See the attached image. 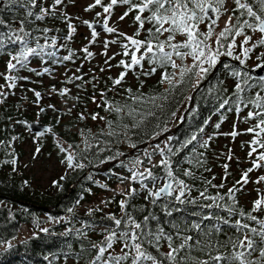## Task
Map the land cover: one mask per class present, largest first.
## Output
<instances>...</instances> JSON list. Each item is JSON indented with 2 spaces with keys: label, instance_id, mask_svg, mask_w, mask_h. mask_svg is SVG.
I'll return each instance as SVG.
<instances>
[{
  "label": "trees",
  "instance_id": "1",
  "mask_svg": "<svg viewBox=\"0 0 264 264\" xmlns=\"http://www.w3.org/2000/svg\"><path fill=\"white\" fill-rule=\"evenodd\" d=\"M105 1L101 0V3L107 4L108 2ZM132 2L139 3V0ZM21 3L24 7L13 4L0 8V19L5 20L6 24L12 27H19V21L24 20L25 30L29 31L30 36L29 46L39 43L45 45V48L42 57L30 56L26 67L17 66L15 69H7L6 62L9 60L8 53H14L19 48V44L8 41L3 48H0V82L7 85L12 83L4 79L5 73L16 77L11 88L8 87L6 91L0 92V141H3L0 143V161H4L0 163V245L2 246L0 264H87V261L95 255V249H91L89 245L92 242H102L103 236L106 235L103 229L115 228L117 235L123 230V225H113L108 219V213L117 219L124 218L119 201L126 198L129 186L139 191L127 196L125 211L131 213L137 221L142 222L144 216H155L157 218L155 221H149L153 230L159 223L169 234L174 231L171 227L174 222L186 229L195 221L200 224L203 232H210L211 240L219 241V246L208 254L193 252V255L203 259H207L208 255L214 256L217 251L224 255L233 251L231 242L238 240L248 231L237 230L234 223L237 218L249 227L258 228L259 225L255 221L238 215L240 211L248 213L251 210L254 216L255 213L252 206L243 203L241 187L237 184L234 171L228 169L229 164L226 165L228 170L224 168L223 178L222 164L225 162V157L218 147V139L226 135V130H223L225 124L234 117L237 118L236 123L241 126L240 130L247 133L245 143L251 145L252 132L246 129L254 128L256 118H248L247 113L249 110L258 111L250 101L259 85L243 88L239 93L242 99L237 105V93L234 89L237 78L230 73L233 70L248 72L252 53L245 59L244 65H240L234 53L229 57L230 61H222L211 72L213 65L204 78L195 85L193 83L195 72L186 74L180 84H175L179 79V67L173 69L170 66L150 65L147 59L148 53H144V58L139 64L126 68L125 64L131 62V52L135 50L139 56L145 45L137 49L124 36L105 32L108 37L114 38L106 39L103 49H106L109 43H114L118 46L117 53L103 59L102 67H95L93 58L98 54L92 47L97 42H82L81 38H78L77 27L82 24L69 15L67 6L69 0H61L60 4H53V0H36L34 4L29 3V0H21ZM0 4H3V0ZM49 5L52 7L50 8ZM118 6H123L121 13L129 7L117 4L113 9ZM41 7L45 9L43 14H40ZM26 9L30 11L25 19ZM135 13L136 10L133 9L125 16L129 17L132 25L129 37L145 40L149 35L147 30L153 25L145 21L140 32L134 35L138 26L133 18ZM38 14L42 15V18H37ZM147 14V11L141 13L142 16ZM69 23L74 29L71 34L67 28ZM234 24L239 26L235 21ZM45 28L49 30L47 33L43 32ZM5 31V26L0 25V32ZM155 35L153 33V38ZM167 35L168 33H161L159 39L163 40ZM53 36L57 37L55 43L51 40ZM65 36L69 38L65 40ZM185 38L179 34V38L175 37V40ZM222 43L224 51H227V38H222ZM224 51L221 55H225ZM88 53L92 55L89 56ZM65 56L69 59H63ZM172 59L177 65L181 64V60L177 57L173 56ZM121 60H124L125 64H120ZM12 62L15 64L14 60ZM190 62L186 59L183 61L184 64ZM42 68L48 71H41ZM153 68L155 71H152ZM121 72L124 76L118 83H113ZM161 72L176 74L172 76V87H169L167 80L161 82ZM239 79L242 81L244 77L241 76ZM249 84H252V80H249ZM61 88H66L68 91L61 93L59 91ZM36 92L40 93L39 97L35 95ZM41 93H46L49 97L45 98ZM188 94L189 104L182 110L170 134L165 137L162 148L165 144L168 145L164 151L173 161L170 167L173 168L174 175L183 179L187 185L182 197L185 200L195 198L196 203L180 204L175 201L174 196L159 197L153 203L151 197L144 199L147 193L140 186L146 183L148 188H154L161 183L165 174L159 165L153 167L155 162L151 160L150 163L144 151L147 149L152 159L160 158L156 150L158 144L149 145V142L169 127L170 121L177 115L183 98ZM157 95L158 99L153 101L151 98ZM54 96L60 98L57 101L61 108L59 112L46 104L54 103L56 101L53 99ZM131 96H141L142 99L133 102ZM105 101L109 102L108 109L104 107ZM117 106L138 109L135 113V120L138 122L136 128L131 127L133 117L124 116L123 111L120 114L122 119L117 120V113L112 110ZM146 112H151L152 115L145 116L141 122L140 115ZM93 114H96V119L92 118ZM99 117L104 119L101 120ZM32 119L48 124L51 131L42 132L39 136L31 133L26 127V122ZM261 119H264V116H261ZM205 120L208 122L205 123ZM21 121L24 123H20ZM108 121H112L110 128L105 127ZM123 124L129 125L127 134ZM109 130H113L115 134L108 136ZM254 130L258 131L255 128ZM101 132L104 134L102 135ZM153 132L157 135L153 136ZM52 133H55L56 140L69 152L73 150L79 152L83 149L84 144L81 141L84 138L92 147L80 152L79 159L86 165L85 168L72 169L63 164L66 171L56 175L47 186L40 187L35 184L32 176L23 172V166L20 165L23 151L17 144L26 141L30 136L33 137L34 134L36 135L34 144L39 148L38 157L42 161L52 160L62 164L60 161L64 154L56 147ZM193 133L196 138L189 139ZM169 137L172 139L169 140ZM97 139L100 141L99 144L96 142ZM186 139L189 142L184 144L183 141ZM205 141H207L206 145H204ZM69 145L72 147L68 148ZM178 146L180 150L176 151ZM97 148H103V151L97 152ZM241 148L244 152L247 151L243 142ZM13 154L15 165L10 162ZM106 156L109 159L105 160ZM137 157L140 158L139 164L134 163ZM188 160L192 163L189 164ZM177 165H179L178 169ZM246 166L249 168L251 162ZM145 168H149L158 178L155 185L148 177L143 181L136 178L130 180L123 194H107V190L113 187L114 183L130 177L133 170L143 172ZM184 168H188L191 175L184 176ZM61 176L64 177L63 180L59 179ZM53 180L57 181V185L52 184ZM233 187L236 188L232 193L235 199L234 205L228 196V190ZM201 193L209 198L218 194L219 199L214 202L213 199H205L200 195ZM95 199L99 200V203ZM83 202H89V205L81 207ZM206 204H211L212 207H203ZM219 204L232 207L233 212L229 214L225 208L218 207ZM69 208L72 209L71 212L67 211ZM88 208L93 209L91 214L87 213ZM165 208L180 209V211L165 215ZM49 217L53 219L49 220ZM217 217L222 219L218 220ZM34 218L35 222H33ZM223 220H227L228 223H223ZM23 225L26 226L29 235L17 239ZM216 226L220 228L219 232L215 230ZM41 228H46L47 231L41 232ZM33 232L36 233L35 236L32 235ZM185 234L191 235L194 240L200 238L199 231L188 230ZM253 239L259 240L258 237ZM175 242L178 241L174 237ZM9 244L11 247H6ZM81 245L85 249L83 252ZM144 247L153 255H157L151 245L145 244ZM123 250L119 241H116L107 251L118 253ZM161 250H167L166 244L161 243ZM107 251L103 254L104 258H107ZM257 254L258 245L257 252H253L252 255ZM77 256H79L78 260ZM233 264L237 262L234 261Z\"/></svg>",
  "mask_w": 264,
  "mask_h": 264
},
{
  "label": "snow or ice",
  "instance_id": "2",
  "mask_svg": "<svg viewBox=\"0 0 264 264\" xmlns=\"http://www.w3.org/2000/svg\"><path fill=\"white\" fill-rule=\"evenodd\" d=\"M36 0H29V3L34 4ZM228 2V0H139V3H133L132 0H108L107 4H101V0H93V4L100 5L103 9L104 15L102 17L103 20V30L105 32L113 33L116 32L117 29L114 26H109L108 21L109 17L112 14L113 6L119 5H127L129 6L121 15L117 16V20H123L125 16L128 15V12L135 9L136 13L133 17L137 23L136 33L138 34L143 27L145 21L149 22L153 25L152 28H149L148 37L145 40L133 39L132 37H125L126 39L131 41V44L135 46V48H140L142 45H145L143 51L137 55L136 51L133 50L131 52V62L125 64L124 60H121L120 64H125L126 68H132L133 65L139 64L141 59L144 58V53H148V63L161 65V66H170L173 69L179 67V79L175 81V84H180L185 77L186 74L195 72L197 79L193 81L194 85L199 83L205 76V74L212 69V66L216 63L217 58L221 55V52L224 51V44L222 43V38H227V51H224V54L227 56H233V49L236 46V38L237 36L242 35L243 39L239 41V54L236 56L239 59L240 65L245 64V59L252 53L253 48L259 44L264 46V15L260 13H264V0H253V4L259 6V13L254 10L253 6L247 2H241V0H231L232 3L235 4V10H240L241 15H246V18L241 20L239 16L236 17V22L238 23V27L235 24H231V13L229 9L225 8L224 5ZM61 0H53V4H60ZM20 4L21 7L24 5L21 3V0H3V4H0V8L5 7L6 5ZM93 4H88L85 11H88L93 8ZM51 8L52 5H49ZM211 10V15L219 16L221 11L229 12V16L224 20V28L221 29L218 33H215L214 39L213 31L211 27H206L205 31H200L197 28V25L202 23L205 20V17L209 15L207 10ZM30 10H25V19L27 18V14ZM147 11L146 16H142L141 13ZM45 13V9L43 7L40 8V14ZM38 14L37 18H42V15ZM96 16H101L100 12L96 13ZM67 19V16H65ZM83 23L87 25L89 28H92V24L89 23L88 20H84ZM115 24V22H113ZM210 24H214V21H209ZM165 24L167 27H165ZM0 25H4L6 28L5 32H0V48L8 41H13L19 44V48L14 52H9V60L6 62L7 69H15L17 66L26 67L27 61L30 56H38L42 57L44 53L45 45H41L39 43L33 44L29 46V31L25 30L24 20L19 21V27H12L10 24H6L5 20L0 19ZM69 34L72 33L73 26L71 23L67 25ZM249 29L253 33L259 32L260 36L256 40H252V37L248 34H244V29ZM49 30L47 28L43 29L44 33H47ZM153 33H155V37L153 38ZM161 33H168V35L163 39H159V35ZM120 36H125V33L120 32ZM181 34L185 36V39L175 40V35ZM230 34V35H229ZM93 37L96 36V32L93 31L91 33ZM69 37L65 36L64 39L67 40ZM31 39H36V37H31ZM47 40V37H45ZM57 37H51L53 43H55ZM92 41H89L91 43ZM207 42V43H206ZM248 46H245V45ZM212 45H215L213 47ZM123 47V45H122ZM181 49H184L182 51ZM127 52V50L125 49ZM48 55H53V53H48ZM88 55H92V53H88ZM175 56L181 60V64L177 65V63L172 59ZM186 57H189L191 62L188 64H184L183 61ZM63 59H69L68 56H65ZM256 59L259 63L253 65L255 68H260L264 66V59H261L260 56H257ZM15 61V64L12 61ZM56 61L54 60L53 63ZM41 71L47 72L48 69L42 68ZM155 71V68L152 69ZM147 74V73H145ZM176 75L168 74L167 72H161V82L167 80L169 87L173 86L172 76ZM230 75L235 76L237 78V83L234 85V89L237 93V105H239L242 97L239 93L243 90V88H251L255 84H258L259 87L257 89L256 94L252 97L250 103L258 109V111L249 110L247 113L248 118H256V124L254 126L256 131L255 136L253 137L251 143L256 144L257 147L264 148V139H257L261 133H264V119H261V116H264V76H260L258 80L254 77H251L248 72H244L242 70H233ZM124 76V73L121 72L116 80L113 83H118L120 78ZM243 76L244 79L241 81L239 78ZM4 79L6 81H11L12 83L8 84V87L11 88L13 83L16 80L15 76H10L7 73L4 74ZM26 79V77H24ZM78 79V77H77ZM249 80H252L253 83L249 84ZM143 83V81H141ZM3 85H0L2 88ZM61 93H66L68 90L66 88H61L59 90ZM131 91L130 89L128 90ZM165 92L167 89L164 90ZM35 95L39 97L40 93L36 92ZM130 99L135 102L142 99L141 96H131ZM153 101L158 99L157 96H153L151 98ZM227 103V100H225ZM51 107V106H50ZM104 107L106 109L109 108V102L105 101ZM159 107V105H157ZM114 110L117 113V120H121L122 116L120 115L123 111L124 116H132L133 123L131 124L132 128H136L138 126V122L135 120V113L138 112V109L135 107L127 108V107H115ZM239 110V107H237ZM152 115L151 112L142 113L140 115V121L142 122L145 116ZM175 115V113H173ZM93 119H96V114H93ZM101 120L104 117H99ZM223 119V117H221ZM208 121L205 120V123ZM20 123H24L21 121ZM112 125V121H108L105 124L106 128H110ZM123 128L127 134V129L129 128L128 124H123ZM218 126V125H217ZM253 127L246 129L248 132H253ZM50 127H45L44 132H50ZM103 135L104 133L101 132ZM115 133L113 130H109L107 135L113 136ZM41 135V133H37V136ZM54 142L56 147L59 149L60 153L64 154L63 159L60 161L62 164H66L67 167L72 169H83L86 165L80 162L79 155L80 152L87 151L92 145L88 142L86 138L82 139V143L84 144V148L80 149V151L73 150L71 152L68 151L65 147H63L60 142L56 140L55 133H52ZM83 135V133H82ZM153 136H156L157 133L153 132ZM231 135H236L235 131L231 133ZM195 133H193L189 139H195ZM15 139V138H13ZM172 139L171 137L168 138ZM97 144L100 141L97 139ZM127 143V141H125ZM189 140L183 141L184 144H187ZM3 143V141H0ZM207 144V141L204 142V145ZM132 146V145H130ZM72 146L69 145L68 148ZM79 147V146H77ZM164 148H168V145L165 144ZM164 148H161L159 145L156 146V150L159 152L160 158L155 162L153 167L159 165L165 174L163 177V184L159 187L148 188L146 183L141 184V189L146 190V195L144 199L152 198L153 203H155L156 198L158 197H172L174 196L175 201L180 204L196 203L195 198L185 200L182 197L187 185L183 179L178 178L174 175L173 168L170 167L173 161L170 159V156L165 155ZM180 147L176 148V151H179ZM39 151L37 147L36 152ZM103 148H97V152H102ZM255 152V149H252L249 152V156ZM171 154V150H169ZM35 155V153H33ZM145 157L148 158L151 163L152 156L148 152L147 149L144 151ZM258 156V160H252L251 168L247 169L245 173H242L240 176V181L247 183V172H251L253 169L258 167H264V164H261L260 161H264V150L260 151L256 154ZM105 160L109 159V157H104ZM4 161H0L3 163ZM13 165H15V155L13 154L12 160L10 161ZM102 162V161H101ZM140 158L137 157L134 161L135 164H139ZM189 164L192 163L191 160L187 161ZM179 165H177V169ZM183 175L189 176L191 175L188 168L183 169ZM227 175V173H225ZM145 177H148L155 185L158 182V178L153 174L149 168H145L143 172H137L135 170L132 171V175L128 177L129 180L139 178V180H145ZM90 178V177H89ZM63 180L64 177L61 176L59 178ZM260 182H264V174L258 176L256 178ZM237 181V184L240 183ZM208 183V181H205ZM53 185H57V181H52ZM103 186V185H102ZM175 188V191L173 189ZM139 191V189H133L129 186L126 194V198L119 201V205L121 208V212L124 215L123 219H117L112 216L111 213H108V219H110L114 226L123 225V230L119 231L117 235V230L113 229H103L102 231L106 232V235L103 236V240L100 243L92 242L89 247L91 249H95V255L91 258V260L87 261V264H233V262H237V264H264V218L257 219L256 216L251 214V210L248 213L240 211L238 213L239 216H245L250 221H255L256 224L259 225V228L249 227L248 224L242 223V221L237 218L235 220V226L238 231L243 229H247V233L241 236L238 240H233L231 242V246L233 251L224 255L219 251L216 254L208 255L207 259H203L193 255L194 251H198L204 254H208L211 250L216 249L219 246V241L213 242L211 240V233H205L201 230L200 224L193 221L191 224L187 226V228H181L179 223H173L171 227L173 228V233L169 234L164 231V229L160 226L159 223L155 225V230L150 226L149 221H155L157 218L155 216H144L142 222L137 221L131 213L125 211V205L127 204V196L133 195L135 192ZM236 191V188H230L228 190V196L231 203L235 204V199L232 196V193ZM204 196V193L200 194ZM205 199H213V201H217L219 199V195L216 197H206ZM103 202V201H102ZM264 205V196L257 192V198L252 201V210H255L257 207ZM203 207L211 208V204L203 205ZM218 207L225 208L226 211L231 214L233 212V208L227 205L219 204ZM68 212H71L72 209H67ZM93 211L92 208L87 209V213L91 214ZM165 215H169L173 211H180V209L173 208H165ZM52 220V217L48 218ZM218 220H221V217H217ZM35 222V218L33 219ZM167 221H165L166 223ZM223 223L227 224V220H223ZM191 230L193 232L199 231L200 238L193 239L191 235L185 234L186 231ZM217 232L220 231V228L216 226L215 229ZM41 232H46V228H41ZM67 231V230H65ZM82 234V233H81ZM33 236L36 235L35 232L32 233ZM175 240L178 242L174 243ZM253 237H258L259 240L253 239ZM119 241L121 248L124 249L121 252L114 253L112 251H107L111 249L113 244ZM161 243L166 244L167 250H161ZM151 245L152 248L156 250L157 255H153L151 252L147 251L144 245ZM258 245V254L253 256V252H257ZM6 247H11V245H6ZM85 251L83 245H81V252ZM107 251V258H104L103 254ZM249 257H252L249 259ZM79 259V256L76 257Z\"/></svg>",
  "mask_w": 264,
  "mask_h": 264
},
{
  "label": "rangeland",
  "instance_id": "3",
  "mask_svg": "<svg viewBox=\"0 0 264 264\" xmlns=\"http://www.w3.org/2000/svg\"><path fill=\"white\" fill-rule=\"evenodd\" d=\"M88 4H93V0H69L68 6V13L71 17L74 18L75 21L80 22L82 25L77 27L78 32V38H81L82 42L84 41H96L97 44L94 45L92 48L97 52L98 55H96L93 58V63L95 64V67H102L103 59L107 57H111L112 55L116 54V49L118 46H116L114 43H109L107 45L106 49H103L104 41L109 38H114L113 36H107L105 32L96 33V36L93 37L91 33L93 32L87 25L83 23L84 20L94 21L99 20L102 21V17L104 15L102 7H96L93 6L92 9L85 11L84 9ZM123 9V6H118L115 9H113L112 14L109 17L108 25L114 26L117 31L113 32L116 34H119L120 32L125 33L124 37H129L132 25L130 24L129 17H124L123 20H117L116 17L121 15V10ZM100 12L101 16H96V13ZM224 15V14H223ZM223 17V16H222ZM224 20V19H222ZM115 22V24L113 23ZM224 25V23L222 24ZM221 23L217 24L215 28L219 30V28L222 26ZM216 31H213V37L215 36ZM248 35L252 37V31L250 30ZM241 39L236 40V46L233 49V53L236 54V56L239 54V42ZM245 46H248L247 44ZM102 53H105L102 55ZM251 58V56L249 57ZM187 62H190V58H185ZM217 62V61H216ZM108 63H106L107 65ZM249 66L252 65V61H249ZM109 65V64H108ZM107 67V66H105ZM6 70V69H5ZM197 77H195L194 80H196ZM46 81V80H45ZM0 85H3L2 88H0V92H4L7 90L8 85L4 82H0ZM49 93V92H47ZM44 93H41V96ZM46 94V93H45ZM53 99L56 101L54 103L47 102V106L50 107L51 105H58L57 96H54ZM189 104V94L186 95L183 98V102L181 106L179 107L177 111V115L172 118L170 121L169 127L162 133H160L155 139L149 142V145L152 143H157L161 148L163 147V144L165 142V137L170 134L171 128L177 123V118L180 116L182 110ZM59 106V105H58ZM236 117L232 118L230 122L226 123L223 130H226V135L222 138L218 139V147L222 150V154L225 157V162H223V178H224V168L225 170L231 169L234 171V177L236 180L240 181V176L242 173H245L247 169L251 168V166L248 168L246 164L249 161L250 157L249 152L252 151V146L248 143H245V140L247 139V133H244V130H240V125L236 123ZM244 127V126H243ZM235 131L236 135H231V133ZM33 137L30 136V138H27L26 141L19 142V145L23 151V154L20 157V165L23 166V172L27 175H30L34 178L35 184H37L40 187H45L49 184L50 180H52L56 175H60L66 171V168L63 164L56 163L55 161H42L41 158L38 157V152H36V146L34 144V141H36V135L32 134ZM241 142L244 143V148H246V152L241 148ZM35 153V155H33ZM158 157L153 158L152 160L156 162ZM227 164L230 165V168L227 169ZM240 166V167H238ZM246 166V167H244ZM218 169H220L218 167ZM255 170L253 169L251 172H247V183H244L243 181H240L239 186L241 187L242 191V200L243 202L248 205L252 206V198H257L256 191H260L263 188V183L258 181L256 178L264 173L255 174ZM252 182L253 187L252 188ZM163 183V180L161 183L156 186L159 187ZM130 184V181H129ZM129 184H126V188L129 186ZM115 188V187H114ZM125 188V189H126ZM175 191V189H173ZM96 202H98L97 199H95ZM20 234L17 237V239H21L25 236L29 235V232L26 228V226H22L20 229ZM2 246L0 245V249Z\"/></svg>",
  "mask_w": 264,
  "mask_h": 264
},
{
  "label": "flooded vegetation",
  "instance_id": "4",
  "mask_svg": "<svg viewBox=\"0 0 264 264\" xmlns=\"http://www.w3.org/2000/svg\"><path fill=\"white\" fill-rule=\"evenodd\" d=\"M108 2V0L105 1V3ZM241 2H247L249 3L250 5L253 6L254 10H256L258 13H259V6L256 5V4H253V0H241ZM104 2H102L101 4H103ZM93 6H96V7H100V5H95L93 4ZM225 8L229 9V12L231 13V24H234V21L236 22V17L239 16L241 20L245 19L246 18V15H241V12L240 10H235L233 11V9H235V4L231 2V0H228V2L224 5ZM209 15H207L205 17V20L198 24L197 25V28L200 30V31H205L206 30V27H211L212 28V31H216V33H218L219 31H221V29L224 28V25H222L224 23V20L228 18L229 16V12H225V11H221L220 15L219 16H213L211 15V10H207ZM224 14V15H223ZM261 15H264V13H260ZM223 16V17H222ZM224 19V20H222ZM209 21H214L215 23L214 24H210ZM103 22V20H102ZM221 23V27L219 28V30L216 27L217 24ZM237 23V22H236ZM238 24V23H237ZM249 29L248 31H246V29H244V34H248L249 33ZM260 36V33L259 32H255L253 33L252 32V40H256L258 39ZM176 38H179V34H176L175 36ZM214 39V38H213ZM237 39H243V36L240 35V36H237L236 40ZM239 42V41H238ZM257 56H260L261 59H264V46H261L259 44H257L254 48H253V51H252V65L249 66V68H254L253 65L256 64V63H259V61L256 59ZM229 57H232V56H227V55H220L218 58H217V62L214 64V67L213 69L211 70V72L216 68V66L221 63L222 61H230L231 59ZM249 65V64H248ZM249 68L247 69V71L249 70ZM256 80H258L259 78H255ZM253 83V81H252ZM257 92V91H256ZM255 92V94H256ZM253 119H255V117H253ZM256 134V130H253L252 132V139L253 137L255 136ZM257 139H264V133H261L259 137H257ZM251 146H252V149H255V152L252 153V158H250L249 161H252V160H258V156L256 155L257 153H259L260 151L264 150V148L262 147H257L256 144H253L251 143ZM261 164H264V161H260ZM256 172L255 174H259V173H264V167H258L256 169H254ZM264 184V183H263ZM253 187H256V186H253V182H252V188ZM257 193V191L255 192ZM259 194L261 196H264V185H263V188L259 191ZM255 200L254 198H252V201ZM244 203V202H243ZM254 213H255V216L257 217V219H262L264 218V205L262 206H259L257 207L255 210H254ZM259 228V226H258Z\"/></svg>",
  "mask_w": 264,
  "mask_h": 264
},
{
  "label": "water",
  "instance_id": "5",
  "mask_svg": "<svg viewBox=\"0 0 264 264\" xmlns=\"http://www.w3.org/2000/svg\"><path fill=\"white\" fill-rule=\"evenodd\" d=\"M0 2H1V0H0ZM89 23L92 24V28H90V29H92V31H95L96 33L105 32L103 30V22L102 21L96 20V21H91ZM248 73L251 77H254V78H259L260 76H264V66H261L260 68H255V67L252 68L251 67V68H249ZM44 97L48 98L49 95L44 94ZM51 108L53 110H55L56 112H59L61 110L60 106H58V105H51ZM26 127L31 133L37 134L38 132L39 133L44 132V128L49 127V126H48V124H46L44 122H41V121L36 120V119H32V120L26 122Z\"/></svg>",
  "mask_w": 264,
  "mask_h": 264
},
{
  "label": "built area",
  "instance_id": "6",
  "mask_svg": "<svg viewBox=\"0 0 264 264\" xmlns=\"http://www.w3.org/2000/svg\"><path fill=\"white\" fill-rule=\"evenodd\" d=\"M124 186H125V183L124 184H120V185H116L115 188H113L112 191H110V194H120L123 192L124 190Z\"/></svg>",
  "mask_w": 264,
  "mask_h": 264
}]
</instances>
